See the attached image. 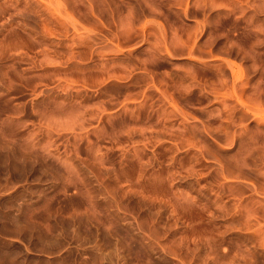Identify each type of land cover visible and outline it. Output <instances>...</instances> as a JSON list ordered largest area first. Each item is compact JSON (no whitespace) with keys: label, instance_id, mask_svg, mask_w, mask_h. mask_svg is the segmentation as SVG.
I'll return each mask as SVG.
<instances>
[{"label":"rangeland","instance_id":"374dc122","mask_svg":"<svg viewBox=\"0 0 264 264\" xmlns=\"http://www.w3.org/2000/svg\"><path fill=\"white\" fill-rule=\"evenodd\" d=\"M0 264H264V0H0Z\"/></svg>","mask_w":264,"mask_h":264}]
</instances>
